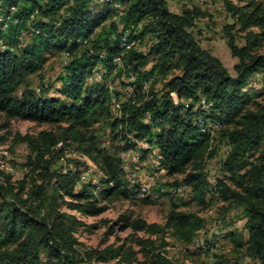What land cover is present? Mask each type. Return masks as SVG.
I'll return each mask as SVG.
<instances>
[{
    "label": "trees",
    "instance_id": "obj_1",
    "mask_svg": "<svg viewBox=\"0 0 264 264\" xmlns=\"http://www.w3.org/2000/svg\"><path fill=\"white\" fill-rule=\"evenodd\" d=\"M115 6L122 7L118 15ZM225 8L232 18L223 34L236 59L234 77L196 41L192 28L206 16L198 8L176 14L167 0H0V114L53 126L35 136H17L29 151L26 180L13 182L0 169V202L20 204L0 210V264L117 259L173 264L164 238L191 244L204 228L195 213L173 206L162 225L121 216L113 225L147 236L134 240L139 249L109 245L80 257L75 235L82 222L63 211L98 217L109 199H136L138 191L128 189L124 180L120 155L135 150L137 141L146 143L145 153L157 151L167 176L181 177L167 185L190 188L192 201L202 207L207 206L206 162L215 158L216 143L225 144L229 151L219 165L214 192L229 207L241 209L247 240L237 247L264 264V104L246 90L255 74L264 76V0L242 6L225 2ZM239 33L242 45L237 44ZM145 38L147 48L138 49ZM132 42L136 45L125 51L122 45ZM50 53L67 57L57 77L59 97L24 84ZM94 72L100 80L88 82ZM111 76L130 80L122 84L132 91L126 101L112 90ZM158 80L164 82L159 93ZM106 127L108 141L99 136ZM70 149L96 166L101 174L96 185L80 183L81 162L75 161L74 169H54L55 160ZM213 264L240 263L215 256Z\"/></svg>",
    "mask_w": 264,
    "mask_h": 264
},
{
    "label": "rangeland",
    "instance_id": "obj_2",
    "mask_svg": "<svg viewBox=\"0 0 264 264\" xmlns=\"http://www.w3.org/2000/svg\"><path fill=\"white\" fill-rule=\"evenodd\" d=\"M249 1L167 0V5L169 10L176 14L187 8H198L206 15L195 22L192 33L200 46L217 57L227 69L228 74L234 77L233 66L236 64V59L231 56L223 34V28L232 24V18L226 11L225 2H230L234 6H242ZM253 1L262 2L263 0ZM115 8V14L118 15L121 7L115 6ZM242 35V33H239L237 36L238 45L243 43ZM148 44L149 39L145 38L139 44L138 49L145 50ZM260 53H264V46ZM46 57L47 61L39 71L25 76L24 84L37 93L42 90L49 97H59L57 77L62 72L67 57L58 53H50ZM98 80H100L99 75L94 72L88 82ZM109 82L112 90L119 93L121 102L131 97L132 91L130 88L122 86V84L130 82L125 76L118 79H113V76H111ZM163 84L162 80H158L155 84V91L159 93ZM22 89L23 84L19 87L18 94ZM246 90L253 95L254 101L264 104V76L255 74ZM174 100L177 101L175 98ZM118 109L117 104H113L111 107L114 114L118 113ZM50 129H53V126L47 124L37 125L20 120H6L0 114V169L9 174L13 182L26 180L25 175L28 173L25 163L29 151L25 144L17 142V136H35L40 131ZM108 133L107 127L102 130L99 129V136L104 141H108ZM215 146L217 149L215 158L207 161L205 165L208 174L206 207L198 206L196 202L192 201L193 192L190 188L179 187L173 189L167 185L181 177L167 176L165 171L159 168L157 151L153 149L149 153L144 152L148 148L144 141H137L135 150L122 152L120 156L123 162L124 180L128 189L138 191L136 199H109L104 202L107 205V210L98 217L86 218L63 209L64 212L75 215L82 222V226L78 228L75 235L78 242L76 249L80 257H84L83 255L87 250H100L109 245L119 246L125 244L127 248H131L133 252H136L139 248L135 245L134 240L146 238L147 236L143 233L135 234L129 229L121 231L118 225H113L119 220V217L130 216L132 219L140 218L146 223L162 225L168 211L176 206L178 211L191 212L200 216L204 220V228L198 232L189 245L178 242L170 235L164 238L167 243L165 247L166 256L173 264H213L215 256H222L240 264H256L245 257L237 247L238 243L245 244L247 240V233L244 229L245 220L242 217L241 209L229 207L214 192L216 179L220 176L219 165L229 151L225 144L216 143ZM75 161L84 164L80 168L82 170L80 183L96 185L101 177L100 172L89 160L74 152L73 149H70L64 158L55 160L54 169H74ZM13 207L20 208V204L10 199L0 202V210H9ZM136 257L139 259L140 255ZM43 262H45L44 258ZM85 264L135 263L117 259L107 263L92 262Z\"/></svg>",
    "mask_w": 264,
    "mask_h": 264
},
{
    "label": "bare ground",
    "instance_id": "obj_3",
    "mask_svg": "<svg viewBox=\"0 0 264 264\" xmlns=\"http://www.w3.org/2000/svg\"><path fill=\"white\" fill-rule=\"evenodd\" d=\"M207 1H208V0H207ZM203 3H204V1H203ZM206 3H207V2H206ZM135 45H136V42H132V43H125V44L122 45V46H123V48H124L125 51H128V50H130L131 48H133ZM117 62H118V60H117Z\"/></svg>",
    "mask_w": 264,
    "mask_h": 264
},
{
    "label": "built area",
    "instance_id": "obj_4",
    "mask_svg": "<svg viewBox=\"0 0 264 264\" xmlns=\"http://www.w3.org/2000/svg\"><path fill=\"white\" fill-rule=\"evenodd\" d=\"M121 10H122V7H121ZM123 40H127V39L124 38ZM201 104L204 105L205 104V100H202Z\"/></svg>",
    "mask_w": 264,
    "mask_h": 264
}]
</instances>
